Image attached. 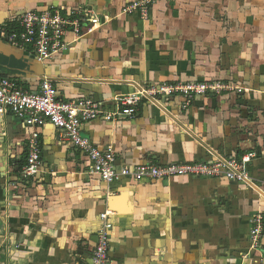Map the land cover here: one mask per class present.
I'll return each instance as SVG.
<instances>
[{"label":"crops","instance_id":"obj_1","mask_svg":"<svg viewBox=\"0 0 264 264\" xmlns=\"http://www.w3.org/2000/svg\"><path fill=\"white\" fill-rule=\"evenodd\" d=\"M136 0H0V24L26 10L87 6L99 15L70 47L39 61L0 42V75L29 91L52 81L59 99L91 98L107 113L115 99L146 84L223 81L237 91L143 101L134 120L87 123L83 134L116 156L118 168L198 166L241 160L248 181L181 173L107 184L84 153L47 123L42 172L25 180L33 133L12 113L0 116V264H93L110 211L109 264H264L250 241L264 215V0H156L146 16L125 14ZM4 65V66H3ZM4 67V68H3ZM3 68V69H2Z\"/></svg>","mask_w":264,"mask_h":264},{"label":"built area","instance_id":"obj_2","mask_svg":"<svg viewBox=\"0 0 264 264\" xmlns=\"http://www.w3.org/2000/svg\"><path fill=\"white\" fill-rule=\"evenodd\" d=\"M156 0H136L128 3L122 10L125 14L140 12L147 15L150 6ZM101 19L96 11L79 6L72 10L64 7H53L44 11L26 10L10 21L0 24V42L15 49L28 52L39 61L50 59L56 54L69 49L67 38L73 34L77 41L90 24H99ZM18 27V30L16 29ZM237 91L223 81H186L162 84H146L133 94L115 99V112L109 114L103 105L91 98L76 101L59 99L57 90L48 78L40 83L39 90H27L19 80L0 76V116L12 113L19 117L25 125L33 128L27 145L28 163L23 167L21 176L25 180L37 177L43 168L40 147V133L47 124H52L72 147L84 153L90 164V173L97 175L107 184H115L123 178L163 179L181 173H193L206 176H224L235 181H248L245 166L255 157L248 154L241 160L218 158L211 163L198 166L186 165L169 168L154 164L139 165L134 168L116 166V156L111 151L105 152L96 147L91 139L83 134V127L101 116L107 120H134L143 101L158 103L163 98L181 96L185 98L184 108L200 96L222 95ZM112 212L101 214L102 226L98 241L92 255L93 264L110 263V231L113 223L109 217ZM250 241L253 248H259L264 233V215L253 216Z\"/></svg>","mask_w":264,"mask_h":264},{"label":"trees","instance_id":"obj_3","mask_svg":"<svg viewBox=\"0 0 264 264\" xmlns=\"http://www.w3.org/2000/svg\"><path fill=\"white\" fill-rule=\"evenodd\" d=\"M1 9H3V7H1ZM36 10V9H35ZM16 29L18 30V27H16ZM0 76H4V75H0ZM5 77V76H4ZM28 163V158H24L22 159L21 162H19V164H17V168H18V172H21L23 167L26 166V164Z\"/></svg>","mask_w":264,"mask_h":264},{"label":"rangeland","instance_id":"obj_4","mask_svg":"<svg viewBox=\"0 0 264 264\" xmlns=\"http://www.w3.org/2000/svg\"><path fill=\"white\" fill-rule=\"evenodd\" d=\"M1 9V8H0ZM2 53L0 52V59H2V62H4V60H6L2 55H1ZM4 66V65H3ZM4 68V67H3ZM2 68V69H3Z\"/></svg>","mask_w":264,"mask_h":264}]
</instances>
